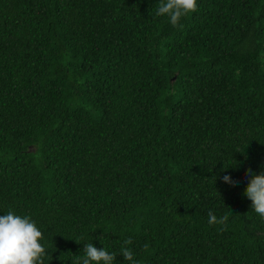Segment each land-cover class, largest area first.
<instances>
[{
	"label": "trees",
	"instance_id": "obj_1",
	"mask_svg": "<svg viewBox=\"0 0 264 264\" xmlns=\"http://www.w3.org/2000/svg\"><path fill=\"white\" fill-rule=\"evenodd\" d=\"M159 2L0 0V216L36 223L44 264L88 243L264 264L243 195L264 172V0H197L176 27Z\"/></svg>",
	"mask_w": 264,
	"mask_h": 264
},
{
	"label": "clouds",
	"instance_id": "obj_2",
	"mask_svg": "<svg viewBox=\"0 0 264 264\" xmlns=\"http://www.w3.org/2000/svg\"><path fill=\"white\" fill-rule=\"evenodd\" d=\"M197 9V0H160L157 10L158 16H167L173 27H176L181 18ZM226 170V169H225ZM249 177L243 195L251 201V209L264 219V172L255 175L246 170ZM223 182L236 184L230 176H223ZM218 194V193H217ZM219 196V194H218ZM231 213L226 210V215L219 219L213 212H208V223L224 224ZM43 234L36 223L29 216H21L9 210L7 214L0 216V264H44L43 257L46 249L41 244ZM132 244V239L124 240V245ZM148 248V244L144 245ZM83 257L77 256L74 264H114L116 253H110L107 249H97L92 243L84 245ZM124 261L130 264H139L134 259L133 251L128 247L121 249Z\"/></svg>",
	"mask_w": 264,
	"mask_h": 264
}]
</instances>
